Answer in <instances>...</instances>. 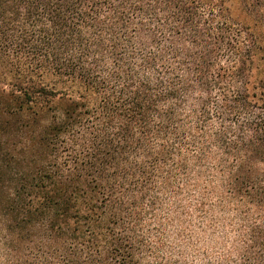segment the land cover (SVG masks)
I'll return each instance as SVG.
<instances>
[{"label":"trees","instance_id":"trees-1","mask_svg":"<svg viewBox=\"0 0 264 264\" xmlns=\"http://www.w3.org/2000/svg\"><path fill=\"white\" fill-rule=\"evenodd\" d=\"M236 8L0 0V264H264V0Z\"/></svg>","mask_w":264,"mask_h":264},{"label":"rangeland","instance_id":"rangeland-1","mask_svg":"<svg viewBox=\"0 0 264 264\" xmlns=\"http://www.w3.org/2000/svg\"><path fill=\"white\" fill-rule=\"evenodd\" d=\"M232 1L234 3L233 13H234L235 16H237V15H239V12H238V10L236 8L237 0H232ZM5 236H8L10 239H13L9 233L8 234H5Z\"/></svg>","mask_w":264,"mask_h":264}]
</instances>
